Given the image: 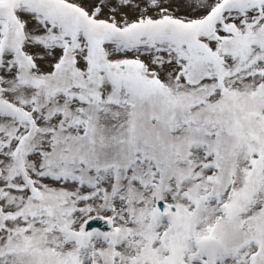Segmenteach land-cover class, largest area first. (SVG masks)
I'll return each instance as SVG.
<instances>
[{
	"label": "snow or ice",
	"instance_id": "obj_1",
	"mask_svg": "<svg viewBox=\"0 0 264 264\" xmlns=\"http://www.w3.org/2000/svg\"><path fill=\"white\" fill-rule=\"evenodd\" d=\"M0 264H264V0H0Z\"/></svg>",
	"mask_w": 264,
	"mask_h": 264
}]
</instances>
